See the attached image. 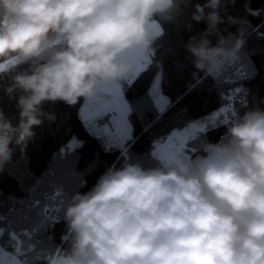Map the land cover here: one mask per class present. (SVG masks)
Returning a JSON list of instances; mask_svg holds the SVG:
<instances>
[{
	"label": "clouds",
	"instance_id": "1",
	"mask_svg": "<svg viewBox=\"0 0 264 264\" xmlns=\"http://www.w3.org/2000/svg\"><path fill=\"white\" fill-rule=\"evenodd\" d=\"M235 3L196 5L206 27L183 45L194 79L203 73L219 80L239 61L250 21L227 13ZM191 6L192 0H0V90L16 108L15 117L0 108V173L17 149L26 152L37 129L57 120L46 105L75 107L123 86L137 71L136 54L162 68L165 25ZM245 11L252 12L247 5ZM63 222V264H264V108L237 114L183 167L145 166L131 156L113 162L91 188L71 196Z\"/></svg>",
	"mask_w": 264,
	"mask_h": 264
},
{
	"label": "trees",
	"instance_id": "2",
	"mask_svg": "<svg viewBox=\"0 0 264 264\" xmlns=\"http://www.w3.org/2000/svg\"><path fill=\"white\" fill-rule=\"evenodd\" d=\"M203 3L204 0H192V6L184 12L176 24L165 25L167 34L159 40L160 50L157 54V60L162 61V68L153 64L127 91L128 96L143 92L153 74L158 71L162 74V91L174 104L158 123L154 122V111L144 113L143 116L134 114L131 117L135 142L128 145L127 157L131 156L133 160L139 159L145 166L157 164L149 155L152 142L157 137L164 135L174 126L198 120L216 110L225 102L221 99V93L230 92L236 87L243 90L234 101L230 102L237 114H243L248 108L257 105L264 108V103H261L264 101V13L253 16L245 11L246 5L251 10L264 8V0H236L235 5L228 8V14L250 21V27L247 44L239 61L219 80L205 78L203 73L194 79L193 72L196 70L192 66L190 55L183 47L190 36L206 27L203 20L193 19L194 16L199 15L196 5ZM186 26L191 30L189 31ZM230 30L234 32L236 28ZM244 73L247 74L246 77ZM226 80L232 82L224 83ZM2 82L7 83L6 80ZM195 82H199L198 86L189 92L188 86ZM178 97L181 99L176 103ZM81 104L75 107H68L63 103L46 105V110L54 112L57 120L54 123L46 122L42 128L37 129V136L28 145L26 152L21 154L17 149L13 163L0 173V214L9 213L13 204L18 206L19 202L29 201L40 193H52L57 185H63L62 197L47 200L41 196V208H50L48 214L57 217L60 221L54 227L50 226L45 230L46 245L50 249L62 247L66 251L69 246V239L62 240V235L66 232L63 208L71 202V196L77 191H87L107 167L113 162L119 163L125 159L118 149L103 151L99 143L88 134L78 118ZM0 108H3L10 117L16 116L15 100L9 99L2 90H0ZM232 120L229 117V123L219 124L206 134H201L194 144L199 148L206 141L218 140ZM72 138L82 141L83 147L76 148L72 154L76 158L75 175L68 176L61 149ZM38 181L39 192H34L33 188ZM85 183L86 187H84ZM36 219H39V209L33 214V221ZM33 221L28 223L31 224ZM44 238L45 232L38 233L37 239Z\"/></svg>",
	"mask_w": 264,
	"mask_h": 264
},
{
	"label": "snow or ice",
	"instance_id": "3",
	"mask_svg": "<svg viewBox=\"0 0 264 264\" xmlns=\"http://www.w3.org/2000/svg\"><path fill=\"white\" fill-rule=\"evenodd\" d=\"M264 8L252 10L250 15L260 16ZM199 20L200 16L193 17ZM137 63V71L127 82L121 85L107 87L101 95L94 100L83 101L78 109V118L88 131V134L99 143L105 152L118 149L121 156H128V145L135 142L134 127L131 117L135 114L143 116L147 112H155V123H158L165 112L173 107V101L166 96L161 88L162 74L158 71L153 74L143 92L134 96H128L127 91L150 68L152 61L142 55H134ZM4 66L0 65V72ZM246 73L244 76L246 77ZM226 80L224 83H231ZM199 82L188 86V91L194 90ZM243 90L240 87L231 89L230 92L221 93V99L225 102L207 116L198 120H192L183 125L174 126L167 133L157 137L151 145L149 155L160 165H175L183 167L188 155L197 150L194 141L201 134H206L219 124L229 123V117L234 119L237 115L230 102ZM181 98H177L176 103ZM78 147H83L82 141L72 138L61 149L64 157V167L68 176L75 175L74 160L72 154ZM39 181L33 191L39 192ZM64 195L63 185H57L52 193H40L31 200L13 204L9 213L0 214V264H63L60 259L64 250L62 247L50 249L46 245V229L54 227L59 219L48 213V207L41 208L42 199L52 200ZM62 203V202H61ZM39 209V219L33 221V214ZM59 211V209H56ZM29 221H33L29 224ZM40 232H45L44 239H37ZM69 237L65 235L64 241Z\"/></svg>",
	"mask_w": 264,
	"mask_h": 264
}]
</instances>
